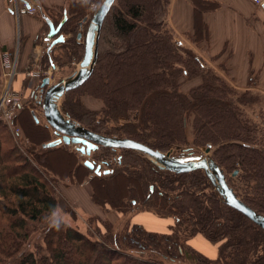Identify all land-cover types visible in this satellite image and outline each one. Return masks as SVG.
<instances>
[{
	"label": "trees",
	"instance_id": "trees-1",
	"mask_svg": "<svg viewBox=\"0 0 264 264\" xmlns=\"http://www.w3.org/2000/svg\"><path fill=\"white\" fill-rule=\"evenodd\" d=\"M91 1L75 3L66 12L64 25L84 19ZM170 1L115 0L101 29L94 71L65 96L64 113L95 132L131 138L161 151L211 145L212 157L224 171L237 170L241 184H232L236 193L264 215V149L258 144L259 125L242 109L253 105L250 97L257 95L239 91L206 68L193 50L175 42L167 26ZM194 2L199 11L212 5L207 0ZM64 16L62 11L56 23ZM56 45L65 48L67 57L83 47L77 35ZM50 54L48 61L54 63ZM196 77L199 83L183 92V83ZM84 94L99 98L101 108H86L81 99ZM30 124L41 128L29 121L26 131ZM15 137L0 118V264H174L182 260L188 264H264V229L228 205L204 169L176 173L132 149L105 148L118 160L99 158L96 151L94 162L107 159L111 171L92 174L91 180L110 179L120 185H114L113 199L123 218L112 223L90 215L106 228L101 237L94 238L57 214V194L64 180L51 163H42L43 155L54 148L68 153L69 146L43 147L31 136L22 144ZM32 145L39 151H31ZM78 167L83 174L90 172L83 162ZM124 176L134 179L127 182ZM132 194L137 198L128 199ZM91 197L106 211L112 209L94 189ZM137 210H152L175 222L168 232L149 231L131 223L130 212ZM55 219L60 221L58 228L52 223ZM196 234L220 243L216 258L190 245L189 239Z\"/></svg>",
	"mask_w": 264,
	"mask_h": 264
},
{
	"label": "rangeland",
	"instance_id": "rangeland-1",
	"mask_svg": "<svg viewBox=\"0 0 264 264\" xmlns=\"http://www.w3.org/2000/svg\"><path fill=\"white\" fill-rule=\"evenodd\" d=\"M81 1H85V0H63L62 3H53L52 5H48V4L43 5V4H41V2H39L40 8H38V4H37L38 2H37V0H35L36 6L39 10L33 14L36 16V18L34 17V20H37L36 22H34V24L37 23L39 25L35 35H31V34L24 31L23 21H22L23 17L21 15H19L18 18L16 17L15 30L13 33H10L7 35L0 33V93L2 92V88H3V84H4V75L2 73V67H1V55H2L3 51L6 49L16 50L19 54V68L17 70L18 74L16 76V80H13L14 85H12V87L15 90H19L20 93L22 94L21 101H22V105H23L22 107L23 108L21 109V112L19 115L21 124H22V121L24 122L23 124H25V125L29 121H35V122L39 123L41 126H44V125L46 126L47 121L45 119L43 111L41 110L42 104L40 103L43 100L44 92H45V89L47 87L46 86L44 90L41 88V83H42L43 78L49 77L50 83L54 84V83L60 82L62 79L69 78L74 73H76V71H78V69L80 68L81 60H82V57L84 55L85 34H86V31H87V28L89 25V21L91 20V17L93 16L94 12L100 6V4L103 0H101L100 2H99V0H93L89 3V5L87 7H85L84 12L86 14V16H85L86 22L83 21V18H80L79 19L80 21H78V22L76 21V22L72 23L71 25H69V23H68V24L64 25V28H62L63 31L62 30L61 31H62V33H64L65 38L76 37V35L78 36L79 33L82 34V38L79 39V41L83 45L82 51H79L78 54H76L72 57H67L65 55V48L57 47L58 45H56V44L53 45L50 50H48V46H49L52 38L47 39V34L49 32V25L44 20L43 15L46 14V16H48L55 24H58V23H56V21L62 16V11L65 14V12H68V10L70 11V8H73L75 3H78ZM205 3H207V2H205ZM211 4H212L211 7H209L208 9H213L217 6L216 3L211 2ZM7 5H8V3L6 0L5 7ZM258 5H260V4H258ZM42 12H43V14H42ZM82 23H83V26H81ZM200 26H201V24L199 23V25L196 27V32H198L197 35H199L200 38L206 37L205 33H202V34H201V32L199 33V31L201 30ZM191 45H192V47L189 46L190 48L186 47L184 45H181V46L188 48V49H191L196 54H198L197 49H196V45L194 43H192ZM202 45L204 46L205 43ZM51 50H52V52H51L52 54H50ZM49 54L51 56H53V58H55L54 63H52L53 61L50 59L49 61H51V64H49V61H48V55ZM204 62L206 64V68H212L216 73L219 74V72L212 66V65H214L213 61H211V62L204 61ZM210 64H212V65H210ZM216 65L219 66L218 63ZM33 69L37 70L39 72V76L33 77V76L28 75V72L33 70ZM252 79L253 78L250 77L248 79V83H250V81H253V82H251L253 85H258V82L257 81L255 82L254 79L253 80ZM199 81H200V78L196 77L194 79H190V80L184 82L182 87H181L182 91L188 92L189 88L198 84ZM250 91L253 94L257 95L255 98L250 97V99H254L255 101H254V103H252L253 105H251L250 107H246L249 111L245 110V107H242V109H243L244 114L247 118H249L251 121H253L254 123H257L259 125V131L257 132V134L260 137L261 141H258V144L260 147L263 148V146H264L263 145V123L255 120V114L256 113L262 114L261 117H263V95L260 94L259 91H256V92H254L253 90H250ZM84 95L88 97L87 94H84ZM84 95H82V98H81L82 103H83V96ZM249 95L251 96V94H249ZM88 98H90V96ZM91 98L93 100V103H96V101H100L102 103V101L99 98H97L93 95H91ZM64 99H65V97L62 99V101L59 104V107L61 108V111H63V112H64V109H63ZM83 104L86 108H89L85 105V103H83ZM255 105L258 107H256ZM254 106L256 107L255 109H254ZM89 109H92V108H89ZM122 121H124V120H122ZM14 123H16V118L14 120ZM6 124H7V126H10V124H8V123H6ZM26 132L29 134V136H31L32 141L38 142V143L41 142L42 140H47L50 138L53 139L55 137L54 133H53V129L51 127H48V130L44 133L40 127H37L33 124H30V126L27 127V131H25L23 128L21 136L19 138H15L16 142H19L22 144L28 143L30 139H27V136L25 134ZM188 134H189V138H191L192 137V131L190 128H189ZM256 142H257V140H256ZM186 147H191L193 149V151L195 152V154H200V153H203V151H204L203 148L206 146L199 147V148H193L192 146L187 145ZM37 148L38 147H36V145H34V146L32 145L30 150L35 153V152L39 151V150H37ZM181 148H183V146H178V147L176 146V147H174L168 151H172L173 153L178 154L180 152ZM113 150H115L116 152H119L121 149H113ZM24 151L27 153L28 150L25 149ZM96 151L95 152L97 153L99 158L105 157L107 159H110V158L113 159L114 157H116L117 160L119 159L117 157V155L114 156L115 154L108 151L107 149H105V147H102ZM212 151L213 150L210 149V151L208 152L209 156H212ZM78 153H79V151H78ZM82 158H83V156H82ZM130 158L134 159V157H130ZM41 159H42V163L44 161H48L49 163H51L53 168L56 170L54 172L62 176V177H60L64 180L62 182V186L70 185L73 183H80V182L82 183L84 181V184L89 188V190H91V193L94 189L96 191V193H98L99 196L102 195L104 198H107V200L105 199V201H106L105 204L107 206L112 207L113 210H116V211H119L122 213V211L116 209V207L119 206V204L116 201V199H113V198H115L116 191H117L116 189H114V185L116 187H120V185L116 184L115 181L113 182L110 179H105V180L104 179L103 180L93 179V180H91V177H92V174L94 173V171L89 169L90 170L89 173L83 174L82 171H79L80 169L76 170L77 168H79L78 163L80 161L79 160L76 161L72 155H70V154H68L62 150H55L53 152H50L48 155H43V157ZM70 165H73V166L71 168V171L67 173L66 169ZM138 166H136V167H138ZM225 173L227 176V180L231 186H232V184H235V185L241 184V181L238 178H236L237 174L233 175V173L227 172V171H225ZM125 176H124V178H126L127 182L133 181V179H134L131 177L127 178ZM79 177H81V178L78 179ZM127 197H128V199L130 197L131 198H137L136 195H133V196L127 195ZM63 199L61 202L62 208H60V206H59V208L57 210V214L62 216V218L66 219L67 221H69L73 225H76L81 231L89 234L91 237H94V238L101 237L100 232H104L106 230V228L103 224L99 223L98 220L94 221V219H91L89 217L91 215V213H88L83 208V205H84L83 198L82 197L79 198V203L77 202L78 204L73 203V202H66ZM94 203L101 206V204L96 203L95 201H94ZM142 204L141 205L139 204V206H142ZM102 208L104 210L101 213L104 216V217H102L103 220H104V218H107L112 223L120 221V219L113 221V218H117V216H114V215L108 216V213H106V210L104 209V207H102ZM148 211H151V212L157 214L156 212H154L152 210H148ZM134 212L135 211H131L130 216ZM96 215H98V214H96ZM157 215H159V214H157ZM163 217H167V216H163ZM102 234H104V233H102ZM190 240H191V238L189 239V241ZM221 243H222V241H221ZM217 244L219 245V251H220V243L217 242ZM174 264H188V262H185L182 260V262H180V263L178 262V263H174Z\"/></svg>",
	"mask_w": 264,
	"mask_h": 264
},
{
	"label": "crops",
	"instance_id": "crops-1",
	"mask_svg": "<svg viewBox=\"0 0 264 264\" xmlns=\"http://www.w3.org/2000/svg\"><path fill=\"white\" fill-rule=\"evenodd\" d=\"M207 1L216 3L217 6L213 9L206 7L199 11L194 0H171L167 15V26L174 34L175 39H179L182 42V45L192 47L191 44L194 43L198 55L206 62L213 61L214 65H210L236 89L240 91H259L263 95V117H261L262 114L256 113L255 120L263 123L264 138V3L258 5L254 0ZM37 2L38 8H40L39 2L43 5H52L53 3H62L63 0H37ZM5 3L6 0H0V33L7 35L15 30L16 16L8 10V5L5 7ZM20 15L23 17L24 31L35 35L39 26L37 23L34 24L37 21L34 20L36 16L25 12L23 9ZM199 23L201 24L199 33H205L206 37L200 38L197 35L196 27ZM204 43L205 45L203 46L202 44ZM217 63L219 66L216 65ZM250 77L255 82L257 81L258 85L248 83ZM87 95L91 98V95ZM88 97L83 96V103L87 107L98 109L102 106L100 101L95 100L96 103H93L92 98ZM255 106L254 109L258 107ZM21 109L16 116V124L23 131L25 124H23V121L21 124L19 118ZM245 110L249 111L246 107ZM41 128L44 133L48 130L47 125L41 126ZM25 134L27 136V133ZM49 140L51 138L42 140L41 143L43 144ZM67 146H69V148H66L68 153H73L72 156H74L73 158L76 161H84V156L79 153L81 155L80 158L78 153L75 152L76 148L74 146ZM60 148L56 147L54 150H61ZM59 188L57 199L60 208H62L61 202L63 198L66 202L78 204L79 198L82 197L83 208L88 213L104 217L101 214L104 211L103 208L94 203L91 197V190L84 184V181L65 186L60 183ZM106 213H108V216H117V218H113V221L121 220L123 217L121 212L113 210V208L107 210ZM130 218L131 223L140 224L149 231L162 233L168 232L170 226L174 223L172 217L159 216L148 210H137L131 214ZM189 243L193 248L209 258H216L219 255V245L211 242L202 234L194 235Z\"/></svg>",
	"mask_w": 264,
	"mask_h": 264
},
{
	"label": "water",
	"instance_id": "water-1",
	"mask_svg": "<svg viewBox=\"0 0 264 264\" xmlns=\"http://www.w3.org/2000/svg\"><path fill=\"white\" fill-rule=\"evenodd\" d=\"M115 0H103L97 10L94 12L85 34L84 55L81 60L80 68L76 73L60 82L51 84L49 77H44L41 88L44 90L42 110L47 121V126L53 129L54 138L44 142L43 147H54L61 144L74 146L82 155H86L84 164L95 174L108 173L105 170L106 161L96 164L91 159V155L102 147H110L112 149H132L135 150L156 163L160 168L167 169L176 173L189 172L196 169H204L210 177L214 187L224 198L225 202L241 211L252 221L264 229V215L249 205L236 193L229 184L225 171L212 156L208 155L211 145L203 148V153L195 154L190 151L188 154H175L172 151H161L147 144L127 137L108 136L95 132L84 125L74 121L71 117L61 111L59 107L62 99L72 90L82 86L92 75L98 54L99 36L103 23L113 6ZM35 0H31L28 6H35ZM45 21L49 25L47 39H51L48 50L53 45L65 40L62 33V27L67 20V13L62 21L55 24L48 16L44 15ZM86 21V18L83 19ZM78 38H82V34H78ZM178 45H182L179 39H175ZM264 149V146H263ZM205 152V153H204ZM237 174V170L233 175Z\"/></svg>",
	"mask_w": 264,
	"mask_h": 264
},
{
	"label": "built area",
	"instance_id": "built-area-1",
	"mask_svg": "<svg viewBox=\"0 0 264 264\" xmlns=\"http://www.w3.org/2000/svg\"><path fill=\"white\" fill-rule=\"evenodd\" d=\"M31 0H7L8 10L11 11L17 18L23 9L27 13H35L37 6H28ZM258 4H263L264 0H254ZM19 20V19H18ZM1 67L4 75V84L2 92L0 93V118L6 123L10 124L12 132L18 136L22 134V129L19 125L14 123V120L22 108L21 97L19 90L13 89V80H16L19 68V54L16 50L6 49L1 55ZM28 75L37 77L39 72L31 70ZM17 138V137H15ZM28 139V138H27Z\"/></svg>",
	"mask_w": 264,
	"mask_h": 264
},
{
	"label": "flooded vegetation",
	"instance_id": "flooded-vegetation-1",
	"mask_svg": "<svg viewBox=\"0 0 264 264\" xmlns=\"http://www.w3.org/2000/svg\"><path fill=\"white\" fill-rule=\"evenodd\" d=\"M84 22H86V21H84ZM81 26H83V23L81 24ZM190 151H193V149L191 148V147H183V148H181V150H180V152L178 153V154H181V155H183V154H188ZM94 153V152H93ZM92 153V154H93ZM193 153H195L194 151H193ZM92 157V156H91ZM107 162V163H109L108 162V160L107 159H102V161L101 162ZM110 163H111V160H110ZM108 165L106 164V167H107ZM108 168V167H107ZM152 189V188H151ZM174 219V218H173ZM174 222H175V219H174ZM174 224V223H173ZM172 226V225H171ZM170 226V227H171Z\"/></svg>",
	"mask_w": 264,
	"mask_h": 264
},
{
	"label": "clouds",
	"instance_id": "clouds-1",
	"mask_svg": "<svg viewBox=\"0 0 264 264\" xmlns=\"http://www.w3.org/2000/svg\"><path fill=\"white\" fill-rule=\"evenodd\" d=\"M52 223H53V225H54L55 227H57V228L60 226V221H59V219H55V220H53Z\"/></svg>",
	"mask_w": 264,
	"mask_h": 264
}]
</instances>
